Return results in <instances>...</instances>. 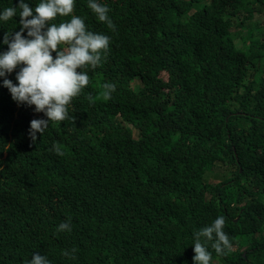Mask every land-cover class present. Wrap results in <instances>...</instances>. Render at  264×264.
Segmentation results:
<instances>
[{"label": "trees", "instance_id": "obj_1", "mask_svg": "<svg viewBox=\"0 0 264 264\" xmlns=\"http://www.w3.org/2000/svg\"><path fill=\"white\" fill-rule=\"evenodd\" d=\"M88 2L72 15L110 43L69 119L34 143L47 116L4 86L23 65L0 77V264H195L194 233L219 215L232 250L208 242L210 264H264V25L242 30L264 0H97L115 31ZM20 19L0 20V54Z\"/></svg>", "mask_w": 264, "mask_h": 264}, {"label": "clouds", "instance_id": "obj_2", "mask_svg": "<svg viewBox=\"0 0 264 264\" xmlns=\"http://www.w3.org/2000/svg\"><path fill=\"white\" fill-rule=\"evenodd\" d=\"M74 7L75 0H39L34 9L36 15H33L29 4L20 0L18 7H7L0 13V20L4 22L21 17L22 26L20 31L8 30L4 36L3 42L8 45V50L0 54V77L23 65L16 75L18 84L4 79V86L10 90L15 101L34 105L36 112H43L47 116V119H33L30 122L29 135L34 143L38 139L37 133L43 137L50 122L69 119L68 106L89 84L88 73L81 69L89 65L96 68L102 56L107 55L110 37L88 30L84 18L72 15ZM88 7L100 22H105L109 29L115 31L106 5L89 0ZM58 17L70 19L55 23ZM142 28H147L146 23ZM25 30L28 38L24 36ZM53 53L56 55L53 56ZM101 88L106 90V98H110L111 92L115 91V85L111 83ZM54 150L57 154H63L59 146H54ZM224 227L225 217L219 215L211 224L194 233L195 264H210L212 252L207 245L213 240L211 248L218 255L232 250ZM65 230L71 231V218L58 227V231ZM64 255L69 253L66 251ZM28 264H50V261L47 256L37 252Z\"/></svg>", "mask_w": 264, "mask_h": 264}, {"label": "rangeland", "instance_id": "obj_3", "mask_svg": "<svg viewBox=\"0 0 264 264\" xmlns=\"http://www.w3.org/2000/svg\"><path fill=\"white\" fill-rule=\"evenodd\" d=\"M259 23V25H264V14L263 15H258L257 19L254 20L253 22H248L246 23V26L244 28H242L244 34H248V32H250L252 29H254V34L255 35H261L263 33V29L261 27L258 28H254L255 24Z\"/></svg>", "mask_w": 264, "mask_h": 264}]
</instances>
